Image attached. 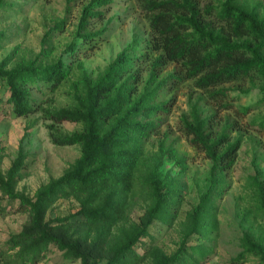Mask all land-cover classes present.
Wrapping results in <instances>:
<instances>
[{
	"label": "trees",
	"instance_id": "16d2710c",
	"mask_svg": "<svg viewBox=\"0 0 264 264\" xmlns=\"http://www.w3.org/2000/svg\"><path fill=\"white\" fill-rule=\"evenodd\" d=\"M110 1L90 0L82 8L76 39L85 43L100 34V31H82L92 18L103 15L97 7ZM239 1L202 4L200 0H138L148 15L146 50H138V42L134 40L96 77L90 78L84 71L73 83L76 93L73 104L68 107H42L31 93L32 87L53 91L69 77L72 64L63 57L42 64L38 55L12 67H8L9 56L0 61V98L5 91L11 112L21 116L43 110L51 120L47 126L54 144L80 146V155L61 175L39 185L29 196L16 189L24 176L27 153L20 145L17 156L2 169L4 146L0 144V214L10 209L27 214L21 229L9 234L1 244L0 264H37L54 250L61 251L65 258L79 260L80 264H94L99 260H104V264L144 261L188 264L189 249L204 257L208 248L190 247L187 241L192 235L203 236L210 229L204 224L216 187V171L221 173L233 167L240 140H229L224 131L213 134L210 117H203L195 103L181 121L190 142L212 161L211 185L187 213L182 237L174 252L166 253L153 241L149 230L157 220L170 221L173 216L172 204L168 201L172 181H163L158 176V166L164 156L178 163L181 160L172 145H165L163 141L158 144L157 155L145 178L152 201L139 222L126 219V199L141 163L143 145L157 132L161 121L158 113L168 111V100L162 94L170 89V80H191L214 100L226 95L225 83L246 79L264 82V4L257 3L249 9ZM6 3L7 0H0V8ZM2 38L0 32V45ZM75 40L67 51L70 56L79 46ZM170 63L178 65L177 71L163 74ZM146 70L150 72L143 81ZM249 108L244 107V111ZM63 122L79 123L81 127L62 133L55 124ZM251 178L259 210L264 213V185L256 176ZM69 197L79 204L76 212L47 216L58 198ZM77 216L78 223H72L71 218ZM145 238L149 239L148 243ZM241 246L239 260L257 256L264 264L263 242L244 234Z\"/></svg>",
	"mask_w": 264,
	"mask_h": 264
},
{
	"label": "rangeland",
	"instance_id": "374dc122",
	"mask_svg": "<svg viewBox=\"0 0 264 264\" xmlns=\"http://www.w3.org/2000/svg\"><path fill=\"white\" fill-rule=\"evenodd\" d=\"M90 0H7L0 8V61L9 56L8 67L38 57L42 64L53 63L63 57L72 64L69 77L55 90L32 87V96L45 108L68 107L74 102V82L85 71L90 78L96 77L116 54L132 41H137L138 50L145 51V39L149 38L147 13L138 0H111L97 7L103 12L99 18H92L83 33L100 31L89 42L75 38L82 8ZM219 0H200L202 4H215ZM253 9L264 0H240ZM258 9L260 11L261 7ZM76 39V40H75ZM79 42L74 55H69L71 41ZM47 54V55H46ZM156 55V52H155ZM82 63V67H80ZM178 65L165 66L163 74L176 72ZM150 70L144 73L143 81ZM143 82L140 88H143ZM170 89L162 94L168 100V111L158 113L161 121L143 145V156L139 169L127 192L126 219L139 222L143 211L151 204L147 181L150 165L158 152V144L172 145L180 162L164 156L158 166V176L163 181H172L168 201L173 213L170 221L157 220L150 227L153 241L166 253L178 247L182 237L187 213L198 203L199 198L211 185L212 161L205 152L194 146L183 131L181 118L188 115L195 103L203 117L208 116L212 133L224 131L229 140H240L237 157L230 170L216 171V187L212 192L210 210L205 226L210 228L203 236L192 235L187 244L203 245L208 248L204 257L189 249L188 264H263L259 257L249 256L239 260L242 250L241 238L250 234L264 244V213L259 210L256 187L252 176L264 185V82L261 79L228 82L224 84L226 95L218 100L211 99L191 80L182 82L170 80ZM0 98V144L1 167L6 169L17 156L21 145L27 153L24 176L16 189L32 196L36 188L52 177L61 175L80 155L79 145H57L49 137L47 125L51 120L43 110L17 116L6 103L5 91ZM250 107L246 112L244 107ZM37 107V106H36ZM62 133L79 129L74 122L55 124ZM15 207V206H14ZM79 209L72 198H58L48 211V217L65 216ZM0 214V246L11 233L18 232L26 222L25 212L12 209ZM79 216L71 218L78 223ZM149 241L148 238L144 239ZM139 252L143 247L138 248ZM99 260L94 264H104ZM37 264H80L79 260L63 257L59 250ZM138 264H149L144 261Z\"/></svg>",
	"mask_w": 264,
	"mask_h": 264
}]
</instances>
